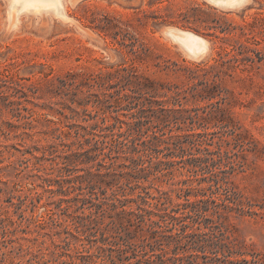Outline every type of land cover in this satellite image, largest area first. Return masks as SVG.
<instances>
[{
	"label": "rangeland",
	"instance_id": "obj_1",
	"mask_svg": "<svg viewBox=\"0 0 264 264\" xmlns=\"http://www.w3.org/2000/svg\"><path fill=\"white\" fill-rule=\"evenodd\" d=\"M60 2L0 0V264H264V0ZM196 6L218 29L185 25ZM244 22L262 61L202 99L215 72L195 66ZM116 30L148 48L134 65L166 86L160 105L106 78L133 58ZM203 234L219 260L192 244Z\"/></svg>",
	"mask_w": 264,
	"mask_h": 264
},
{
	"label": "trees",
	"instance_id": "obj_2",
	"mask_svg": "<svg viewBox=\"0 0 264 264\" xmlns=\"http://www.w3.org/2000/svg\"><path fill=\"white\" fill-rule=\"evenodd\" d=\"M202 12L203 11L197 6L191 7L188 11L181 14L182 21H184L185 25L203 27L204 30L218 29L219 26L208 27L206 25H202L203 22L200 19ZM251 24L252 23L244 22L243 24L237 25L231 29L228 28L229 24H226L225 27L219 28L220 33L224 36L231 34L232 31H238L239 36L238 38L233 39H228L225 37L221 38L222 42L224 44H227V46L219 47L217 58L213 59L212 65L207 66L206 64H198L195 66V71L203 72L204 76H206L210 72H215L211 80L204 78V80L200 82L202 85H204L203 91L207 93L206 96H201L202 99L211 100L217 96H220V91H218L219 84L217 80L219 79L220 75H227L231 69L241 66L252 68L257 63L262 61L263 57L261 52L253 47L254 45L258 44V41L253 37L251 32H249V29L252 26ZM102 29L104 31H107L108 28L106 26H103ZM211 35H214V33H211ZM215 37L219 38L218 35H215ZM112 38L121 48L126 49L127 53L131 54L133 58L131 60V63L127 65H125V63H122L112 72L107 73L106 78L115 81L116 85H120L122 90L129 91L130 94L125 93L123 95L125 100H130V98L132 97L135 99L145 98L149 102V104L157 103L160 105L161 103L155 102L154 98L156 96H166L165 93L160 92L161 90L166 88V86L149 78L148 76L139 73L136 66L134 65V61L144 60L147 57L148 48L143 44H137L138 41L136 38H134L133 36H129L128 33H124L121 30H116L113 33ZM242 38L243 40H241ZM67 76L69 77L74 75L69 74ZM176 88L177 87H175L174 89ZM174 89L168 87V90L172 92L171 97L173 98V100H177L180 96V92L173 91ZM216 92L217 94H214ZM220 99V101L215 102L216 105L224 101L223 97H220ZM136 106H141L140 111H144L141 102H138ZM154 140H157L155 135L151 137V139L147 140V143L146 141H143V143L150 146L154 144ZM135 149L136 148L133 147V151H136ZM143 191H145V189H143ZM136 197V201H140V204L137 205V211L134 214L139 222H144L145 215L143 214V212H145L146 210L145 207L141 206H149V203L146 199L149 197V194L145 191V195H142L140 192ZM155 224L157 223L155 222ZM215 238L216 236L212 237V235L207 236V234H203V236H199V239L192 241V244H195L198 251L202 253H205L207 249H210L211 253L214 255V258L216 260H219L220 258L217 257V247L219 246V241L214 240ZM1 256L2 258H5L6 255L5 253H3L1 254ZM135 257L137 258L136 254ZM223 258V261H225L227 256H223ZM171 259L173 264H178L179 262L182 263V259L175 256H173ZM145 262L146 264H166V261L162 258V256H157V261L153 259L151 260L149 258ZM140 263L141 261L138 260L137 264Z\"/></svg>",
	"mask_w": 264,
	"mask_h": 264
},
{
	"label": "bare ground",
	"instance_id": "obj_3",
	"mask_svg": "<svg viewBox=\"0 0 264 264\" xmlns=\"http://www.w3.org/2000/svg\"><path fill=\"white\" fill-rule=\"evenodd\" d=\"M217 1V0H213ZM14 3L20 7L25 6H52L54 8L61 5L60 0H14Z\"/></svg>",
	"mask_w": 264,
	"mask_h": 264
}]
</instances>
